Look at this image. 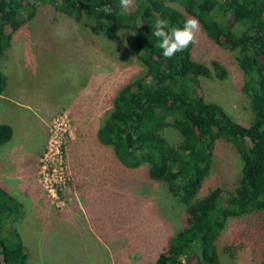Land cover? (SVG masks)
<instances>
[{
	"label": "rangeland",
	"instance_id": "1",
	"mask_svg": "<svg viewBox=\"0 0 264 264\" xmlns=\"http://www.w3.org/2000/svg\"><path fill=\"white\" fill-rule=\"evenodd\" d=\"M132 44L130 31L120 30L108 39L53 6L41 4L36 15L13 33L0 58L8 91V97L0 99V124L15 123L23 135L17 136L16 146H0V171L21 184L12 188L6 183V187L24 205L16 231L26 246L27 264H156L168 237L184 224V206L167 186L149 178L143 165L125 166L113 147L97 137L95 129L105 119L118 87L145 73ZM235 54L216 47L202 29L192 49L194 60L208 65L217 61L227 71L224 79L214 75L200 79L205 100L221 105L232 119L249 124L253 111L249 98L239 90L244 74ZM260 62L264 64V54ZM14 96L27 108L15 105ZM49 114L47 138L38 156L37 185L30 176L37 152L32 142L43 140L41 118ZM55 116H63L69 124L63 144L69 178L58 186L57 200H52L38 182V169L48 125ZM165 136L172 143L180 139L170 127ZM71 139L77 145L70 150ZM71 152L76 158L73 167L83 175L78 176L76 194ZM242 163L231 142L217 140L200 192L231 186ZM216 248L220 264H264L263 216L252 212L230 217Z\"/></svg>",
	"mask_w": 264,
	"mask_h": 264
},
{
	"label": "trees",
	"instance_id": "2",
	"mask_svg": "<svg viewBox=\"0 0 264 264\" xmlns=\"http://www.w3.org/2000/svg\"><path fill=\"white\" fill-rule=\"evenodd\" d=\"M41 4L108 39L120 30L131 32L145 73L118 87L98 128V140L111 145L125 166H145L148 177L164 183L184 206V224L168 237L156 264H220L216 241L230 217L258 212L264 222V0H133L128 9L119 8V0H0V58L13 33ZM188 18L198 19L216 47L236 52L244 74L239 90L253 111L249 124L232 119L201 93L200 79H224L223 66L194 60L193 44L171 59L157 47L151 25L156 19L182 27ZM6 89L0 69V95ZM168 127L179 133L177 142L165 136ZM12 134V127L1 123L0 145ZM219 139L237 149L241 173L231 186L219 185L203 195L200 188ZM23 215V203L0 186V264H27L26 246L16 231Z\"/></svg>",
	"mask_w": 264,
	"mask_h": 264
},
{
	"label": "built area",
	"instance_id": "3",
	"mask_svg": "<svg viewBox=\"0 0 264 264\" xmlns=\"http://www.w3.org/2000/svg\"><path fill=\"white\" fill-rule=\"evenodd\" d=\"M63 116L53 117L48 125L47 145L38 169V182L52 200H57L58 186L64 185L69 178L63 160V144L70 130Z\"/></svg>",
	"mask_w": 264,
	"mask_h": 264
},
{
	"label": "clouds",
	"instance_id": "4",
	"mask_svg": "<svg viewBox=\"0 0 264 264\" xmlns=\"http://www.w3.org/2000/svg\"><path fill=\"white\" fill-rule=\"evenodd\" d=\"M133 0H119V8L128 9ZM107 11H111L109 8ZM152 25L153 36L157 39V47L162 50L165 59L173 58L177 53L186 50L189 45L198 43L201 26L196 18H188L182 27L168 25L166 19H156Z\"/></svg>",
	"mask_w": 264,
	"mask_h": 264
},
{
	"label": "crops",
	"instance_id": "5",
	"mask_svg": "<svg viewBox=\"0 0 264 264\" xmlns=\"http://www.w3.org/2000/svg\"><path fill=\"white\" fill-rule=\"evenodd\" d=\"M8 92V91H7ZM7 92L6 93H4V94H2V95H0V99H3V98H5L6 99V97H8L7 96ZM10 98V97H9ZM11 100H12V102L15 104V105H18V107H22V108H27L26 106H25V104H20L19 102H15V96L14 97H12L11 98ZM0 110H2V108H0ZM3 112V111H2ZM4 114H6V113H8V112H3ZM51 115L52 114H49L46 118H45V120L44 119H42L41 118V121H42V123H43V130H44V132H43V134H44V138H43V140L41 141V142H39V140H33V142H32V144H33V146H35V147H37V152H35V157H34V159H33V162H34V172H33V174H30V176L31 177H33V178H35V183L37 184V177H36V174H37V167H38V156H39V153H40V151H41V149L43 148V146H44V143H45V141H46V138H47V130H46V123H47V120L51 117ZM3 123H6V124H9L11 127H12V131H13V134H12V138L9 140V141H7V142H5V143H11V146H16V143H15V140H17L18 141V137L17 136H21L22 134H20V132H17V126H16V124L15 123H12V122H10V121H6V122H3ZM97 129H98V127L95 129L96 131H97ZM23 136V135H22ZM28 139H30L29 137H28ZM4 144V143H3ZM3 144H1L0 146H2ZM70 150L73 148V147H76V145H77V141H73L72 139H71V141H70ZM9 145V144H8ZM10 146V145H9ZM28 153V155H29V152H27ZM25 154V153H24ZM73 154H75V152H71V156H70V154H69V162H70V164H71V166H72V171H73V180H74V184H73V191H74V193L76 194L77 193V185H78V176H82L83 177V175L82 174H78L77 173V169H75V167H73V162L75 161V157L73 156ZM71 157V158H70ZM17 178L18 179H22V176H17ZM25 179V178H24ZM77 181V182H76ZM6 183H7V187L8 186H10L11 185V187L12 188H16V187H19L21 184H16V180H13V179H11L10 178V176L5 172V171H0V186L2 187V188H4L6 191L7 190H9L8 192L10 193V190H11V188L9 187V188H7L6 187ZM38 185V184H37ZM76 185V186H75ZM69 202H71V201H69Z\"/></svg>",
	"mask_w": 264,
	"mask_h": 264
}]
</instances>
